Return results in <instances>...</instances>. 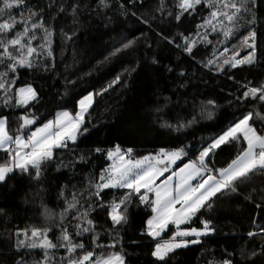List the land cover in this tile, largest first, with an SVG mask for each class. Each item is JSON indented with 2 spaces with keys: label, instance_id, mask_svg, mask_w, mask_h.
I'll use <instances>...</instances> for the list:
<instances>
[{
  "label": "trees",
  "instance_id": "obj_1",
  "mask_svg": "<svg viewBox=\"0 0 264 264\" xmlns=\"http://www.w3.org/2000/svg\"><path fill=\"white\" fill-rule=\"evenodd\" d=\"M25 3L27 7L22 10H11L12 15L19 20L31 10L38 13L33 19L42 27L31 29V24L28 25L30 35L22 42L27 45L34 33L31 45L36 51L29 57L33 67L19 68L12 88L31 85L39 96L30 106L17 107L12 100L5 107L4 92L0 90V115L8 117L9 134L15 136L22 131L26 136L53 119L58 111L75 115L78 100L88 93L94 94V103L81 126L87 131H81L75 144L69 142L67 149L55 151V159L45 166L39 183L18 169L0 183V264H14L21 257L32 264L39 258V249L21 248L17 254L16 241L27 242L23 233L15 235L17 229L27 230L30 236L33 227H50L49 237L59 242L60 233L55 226L59 217L43 215L42 204L59 213L63 206L59 197L62 187L69 197L73 185L78 193L86 192L88 179H98L101 170L110 165L106 155L109 149L117 145L122 150L132 148V158L137 159L160 148L171 151L182 147L185 155L175 168L197 160L203 148L241 119L246 110L260 108L256 102L245 105L237 101L246 90L241 86L248 81H252L249 86L264 82V0H260L257 21L249 24L251 16L242 13L227 38L217 21H212L217 24L215 32L212 24L197 28L209 15L210 9L206 7L198 6L191 15L185 13L179 22L174 15L170 17L169 11H179L175 0H163V11H157L161 0L131 3L106 0L107 8L99 0H25ZM73 4L78 5L75 12ZM121 4L128 8L127 15L122 12ZM4 19L7 16H0V22ZM223 26L232 27L226 19ZM16 29L23 30V25L18 23ZM45 30L51 32L50 49L44 39ZM253 30L256 32L253 64L237 68L225 65L224 59L234 58V53L242 59L252 51L244 47V42ZM205 34L207 39H202ZM184 37L188 42H196L191 54L184 51ZM170 40L175 43H169ZM130 41V46L125 48ZM181 72L185 75H180ZM166 97L167 107L158 113L156 108L165 105ZM208 100L215 101V106L208 105ZM22 115L34 118L26 130L19 129ZM164 122L174 127H162ZM179 124L185 126L177 131L175 126ZM230 140L206 157L209 168L226 167L243 150L241 145L246 147L241 136L239 140ZM96 148L102 151L97 153ZM81 154L89 158L87 163L57 171L62 160L67 163ZM7 159L8 155L0 163ZM37 192L39 196L35 195ZM124 192L107 189L102 195L107 201L112 193L118 197ZM217 195L218 198L212 199V209H202L181 227L202 228L201 219H207L215 231L201 238L198 244L176 249L169 254L168 264H222L224 259L232 260L233 264H264V255L249 258L252 250L259 253L264 246V234L260 231L264 228V172H255L240 185L237 193L225 191ZM91 215L97 222L102 245L112 243L113 238L119 241L115 248L95 249L97 253L122 248L128 264H161L151 256L156 241L141 236L150 210L138 199L130 208V222L118 235L107 234L111 222L105 224L106 214L97 209ZM174 231L170 226L160 241L168 240ZM249 232L256 235L249 237ZM76 240L89 249L94 247L88 234ZM51 251L57 261L66 255L63 248Z\"/></svg>",
  "mask_w": 264,
  "mask_h": 264
},
{
  "label": "snow or ice",
  "instance_id": "obj_2",
  "mask_svg": "<svg viewBox=\"0 0 264 264\" xmlns=\"http://www.w3.org/2000/svg\"><path fill=\"white\" fill-rule=\"evenodd\" d=\"M131 2L133 0H130ZM99 3L103 8L108 7L106 0H99ZM175 3L179 11L175 13L169 11L168 15L170 17L174 15L177 22L185 13L191 15L197 11L198 6L210 9L208 17H205L203 24L197 25V28L212 24V21L215 20L223 28V35L226 38L231 35L232 28L236 26L242 13L251 16V19L247 21L249 24L255 23L260 7V0H175ZM25 7H27L25 0H0V16H7V19L0 22V66H2L0 90L4 92L3 103L5 107L9 106L12 100L15 101L17 107L30 106V102L39 96L37 90L31 85L17 89L12 88L16 80L15 74L19 68L28 67L31 69L33 67L29 57L36 51L31 45V40L35 39L34 33L31 34L27 45L22 42L24 37L30 35L28 25L31 24V29L42 27L33 19L38 15L36 12L29 10V15L27 17L21 16L19 20L12 15L11 10H22ZM120 7L122 12L127 15L128 8L123 4ZM72 9L75 12L78 5L73 4ZM163 9L164 4L161 0L157 11H163ZM64 10L63 5H61L60 11L63 12ZM132 14L136 15L135 12ZM224 19L232 27H224ZM18 23L23 25V30L16 29ZM217 24H212L214 32L217 31ZM13 32H15L14 35ZM50 36L51 32L45 30L44 39L49 49L51 45ZM255 37L256 32L253 30L250 31L249 37L245 38V43L252 48L247 56L242 59H224L223 63L230 65L231 68L253 64L256 50ZM184 39L186 41L184 51L191 54L196 42H188L187 37ZM202 39H207V35L205 34ZM131 43L130 41L124 47H129ZM169 43H175V41L170 40ZM51 54L49 50V55ZM235 55L237 54L234 53ZM156 62L153 60V63ZM208 63L211 64L212 61L209 60ZM168 70L171 71V69ZM180 75L183 76L185 73L181 72ZM118 79L119 77H117ZM251 84L252 81H248L247 84L241 86L246 90L237 97V101L245 105L250 101L256 102L259 103L260 108L246 110L241 119L233 123L221 135L213 138L203 148L197 160H190L183 164V167L173 170L172 174L159 184L156 183L157 178L167 172L171 164L185 155L182 147L171 151L160 148L156 155L142 156L139 159L132 158V148L122 150L117 145L115 149H109L106 155L112 164L101 170L98 179H88L86 192L78 193L76 186L73 185V191L69 197L66 189L62 187L59 197L63 199V206L59 213H54L47 205L42 204L43 215L46 217L58 215L59 217V221L55 225L60 233L57 237L59 242H54L49 237L48 233L52 230L50 227L43 229L33 227L30 236L27 230L17 229L16 236L23 233L27 238V242L23 239L16 241L14 247L17 254L21 248L39 249V258L33 260L32 264H128L126 253L122 248L120 251L112 252L101 251L97 253L95 251L97 248H115L119 241L113 238L112 243L102 245L100 243L101 237L96 231L97 222L91 214L97 209L101 214H106L105 224L108 221L111 222L107 234L109 236L118 235L130 222V208L135 203V199H138L141 205L151 209V216L146 220L145 227L141 230V236L150 237L155 241L169 225L176 227V231L168 240L155 243L151 250V256L155 261L168 264L169 254L174 253L176 249L186 248L189 244L200 243L202 236L215 231L210 227V220L201 219L202 228L181 229L180 226L190 223L202 209H212V199L218 198L217 194H223L225 191L237 193L240 185L248 181L255 172H264V82H261L259 86H249ZM102 91H106V89ZM165 101V105L156 108L158 113L163 112L164 108L167 107V97ZM77 103L78 110L75 115L66 110L57 112L54 119L48 120L26 136L17 134L13 137L10 135L7 127L8 117L0 115V150H4L8 155V159L0 163V183L5 182L7 176L17 169L21 173L28 174L39 183L45 166L55 159V151L67 149L69 142L76 143L81 131H87L81 126L85 114L94 103V94L88 93ZM207 104L215 106V101L208 100ZM19 119L22 121L19 129H25L34 123V118H30L28 115H22ZM161 126L174 127L167 122L162 123ZM184 126L179 124L175 126V130L179 131ZM240 136L243 137L246 147L241 145L243 150L238 153L236 158L232 159L226 167L209 168L206 157L213 154L214 150L225 142L230 143L229 138L239 140ZM101 151L100 148L95 149L97 153ZM88 160L89 158L83 154L67 163L62 160L57 165V171L61 168L74 169L77 164L87 163ZM161 164H164V167H159ZM193 181L196 182L193 183ZM107 189H127L128 191L118 197L112 193V198L106 201L102 193ZM35 195L39 196L40 193L37 192ZM82 198L84 203H81ZM259 206L257 205V207ZM260 231L264 234V228H261ZM85 234L90 235L93 249L87 248L85 243L76 240L77 237H84ZM248 235L253 237L256 233L249 232ZM187 237H194V239H185ZM59 248L65 249L66 255L57 261L54 259L55 253L51 250ZM257 255H264V246H261L259 253L252 250L249 258ZM14 264H28V261L21 257V259L14 261ZM222 264H233V261L224 259Z\"/></svg>",
  "mask_w": 264,
  "mask_h": 264
},
{
  "label": "rangeland",
  "instance_id": "obj_3",
  "mask_svg": "<svg viewBox=\"0 0 264 264\" xmlns=\"http://www.w3.org/2000/svg\"><path fill=\"white\" fill-rule=\"evenodd\" d=\"M215 21V20H214ZM244 47H247V48H249V49H251L252 50V48L248 45V44H246L245 42H244ZM227 51V50H226ZM226 51H224V52H226ZM235 59H239L238 57H237V55H235V56H233ZM93 105V104H92ZM92 105L90 106V108H89V110L91 109V107H92ZM77 110H78V103H77ZM58 112H60V111H58ZM89 112V111H88ZM87 112V113H88ZM86 113V114H87ZM86 114H85V116H86ZM56 115V114H55ZM55 117V116H54ZM54 119V118H53ZM29 126V125H28ZM28 126L25 128V129H22V130H26L27 128H28ZM36 129V128H35ZM34 129V130H35ZM33 130V131H34ZM31 133V131L29 132V134ZM18 134H20V135H24V133L22 132V131H20ZM28 134V135H29ZM16 136V135H15ZM14 137V136H13ZM242 137V136H241ZM229 139H232V138H229ZM72 143V142H71ZM225 143H227V142H225ZM245 145H246V143H245ZM14 147V146H13ZM156 153L157 152H155V153H148L147 155H156ZM146 155V156H147ZM137 159H139V158H137ZM181 160V159H180ZM180 160H177L174 164H171L170 166H169V170L167 171V172H164L163 173V175L162 176H159L158 178H157V181H156V183H160L161 181H164V180H166L167 179V177L168 176H170L171 174H172V171L173 170H176V169H178L179 167H183V164H185V163H188L189 161H187V162H185V163H183L182 165H180L179 167H176L175 168V165L176 164H178L179 163V161ZM165 163H167V161H165ZM112 164V161H110V165ZM159 167H164V164H161V165H159ZM206 175V174H205ZM196 181H193V183H195ZM115 190H122V191H125V192H127L128 190L127 189H115ZM150 196L152 195L151 193L149 194ZM149 210H150V216H151V209H150V207H149ZM149 216V217H150ZM148 217V218H149ZM170 226H172V227H174V229H175V231H176V227H175V225H169V227ZM168 227V228H169ZM180 227H182V225L180 226ZM168 228L164 231V232H162L161 234H160V236L159 237H157V239L155 240L156 242H159V240L161 239V237L163 236V234L168 230ZM182 229V228H181ZM185 239H194V237H187V238H185ZM160 242H163V241H160Z\"/></svg>",
  "mask_w": 264,
  "mask_h": 264
},
{
  "label": "crops",
  "instance_id": "obj_4",
  "mask_svg": "<svg viewBox=\"0 0 264 264\" xmlns=\"http://www.w3.org/2000/svg\"><path fill=\"white\" fill-rule=\"evenodd\" d=\"M242 139H243V137H242ZM7 157V153L4 151V150H0V162L2 161V160H4L5 158ZM185 225V224H184ZM183 226V225H182ZM209 234V233H208ZM206 236V235H205ZM204 236H202L201 238H203ZM200 238V239H201ZM191 240V239H190ZM159 242H160V240H159Z\"/></svg>",
  "mask_w": 264,
  "mask_h": 264
},
{
  "label": "built area",
  "instance_id": "obj_5",
  "mask_svg": "<svg viewBox=\"0 0 264 264\" xmlns=\"http://www.w3.org/2000/svg\"><path fill=\"white\" fill-rule=\"evenodd\" d=\"M182 157H184V155H183ZM182 157H181V158H182Z\"/></svg>",
  "mask_w": 264,
  "mask_h": 264
}]
</instances>
